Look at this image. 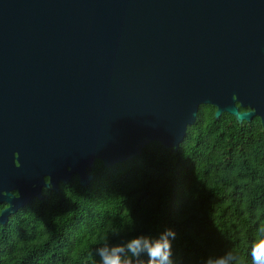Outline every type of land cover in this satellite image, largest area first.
Masks as SVG:
<instances>
[{
    "label": "water",
    "instance_id": "obj_1",
    "mask_svg": "<svg viewBox=\"0 0 264 264\" xmlns=\"http://www.w3.org/2000/svg\"><path fill=\"white\" fill-rule=\"evenodd\" d=\"M263 45L264 0H0V224L95 160L178 152L201 105L264 131Z\"/></svg>",
    "mask_w": 264,
    "mask_h": 264
},
{
    "label": "trees",
    "instance_id": "obj_2",
    "mask_svg": "<svg viewBox=\"0 0 264 264\" xmlns=\"http://www.w3.org/2000/svg\"><path fill=\"white\" fill-rule=\"evenodd\" d=\"M214 112L199 107L178 152L150 142L109 168L95 160L86 186L74 176L44 190L0 227V264H101L99 247L147 264L152 245L163 264H254L264 239V131ZM134 238L140 257L113 251Z\"/></svg>",
    "mask_w": 264,
    "mask_h": 264
},
{
    "label": "clouds",
    "instance_id": "obj_3",
    "mask_svg": "<svg viewBox=\"0 0 264 264\" xmlns=\"http://www.w3.org/2000/svg\"><path fill=\"white\" fill-rule=\"evenodd\" d=\"M159 243V242H157ZM136 244V239L134 238L131 243L127 245H113V251L120 249L121 251H126L131 254V258H137L141 255V250L133 245ZM157 249H159V253L163 252V249L157 247L156 245H152L147 248L144 252V256H147V264H163V260L166 257H161L157 254ZM96 254L100 257L101 264H127L128 256H121L119 252L116 255L106 256L104 254L103 248L99 247L96 249ZM253 262L254 264H264V239L258 241V243L253 248L252 252Z\"/></svg>",
    "mask_w": 264,
    "mask_h": 264
},
{
    "label": "flooded vegetation",
    "instance_id": "obj_4",
    "mask_svg": "<svg viewBox=\"0 0 264 264\" xmlns=\"http://www.w3.org/2000/svg\"><path fill=\"white\" fill-rule=\"evenodd\" d=\"M263 50H264V45H263ZM235 105H236V107L238 108L239 112H254L253 107H251V108H249V106L241 107V106H239L240 104H239L238 102H235ZM214 108H215V107H214ZM215 110H216V108H215ZM263 116H264V112H263ZM242 123H244V121H243ZM242 123H241V124H242ZM245 123H254V124H257V125H259V126L262 128V130H263V126H262L261 118H260L259 115H254V116L251 118L250 122H245ZM12 157H13V159H12V161H13V165H14L15 167H18V163H17L16 160L14 159V158L17 157L16 152H14V151L12 152ZM87 173H88V171H87ZM88 174H89V173H88ZM74 176H77V175H76V174H72V175L70 176L69 180H68L65 184H67V183H68V182H69ZM77 177H78V176H77ZM41 179H42L43 183H47V182L49 181V178H48L47 176H45V175H43V176L41 177ZM78 179H79V178H78ZM62 185H64V183H62L61 181H59V182H58V186H57V188H61ZM39 188H40L39 191H40L41 197H42V195H43L44 190H49V189H46L45 186H40ZM50 190H51V189H50ZM7 193H9L11 196H13V198H18V197H19L16 188L11 189V191H7ZM0 194H1V195H4L5 193H4V191H0ZM11 196H8V198H11ZM38 199H39V198H37V197H35V196L30 197V202H29L27 205H25L24 207H22L17 213H15V214H11V215L8 216V221H7V225H6V226H8V225L12 222L13 216L17 215L18 213L20 214L25 208L31 206V205L33 204V201L38 200ZM8 208H9V203H8V202H6V201H0V215H1L2 211L6 210V209H8ZM0 227L2 228V227H4V226L0 224ZM0 234H1V233H0Z\"/></svg>",
    "mask_w": 264,
    "mask_h": 264
},
{
    "label": "snow or ice",
    "instance_id": "obj_5",
    "mask_svg": "<svg viewBox=\"0 0 264 264\" xmlns=\"http://www.w3.org/2000/svg\"><path fill=\"white\" fill-rule=\"evenodd\" d=\"M159 253V249H157V254Z\"/></svg>",
    "mask_w": 264,
    "mask_h": 264
}]
</instances>
